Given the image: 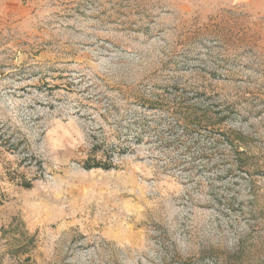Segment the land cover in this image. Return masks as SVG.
Wrapping results in <instances>:
<instances>
[{
    "label": "rangeland",
    "instance_id": "374dc122",
    "mask_svg": "<svg viewBox=\"0 0 264 264\" xmlns=\"http://www.w3.org/2000/svg\"><path fill=\"white\" fill-rule=\"evenodd\" d=\"M240 258L264 264V0H0V264Z\"/></svg>",
    "mask_w": 264,
    "mask_h": 264
},
{
    "label": "trees",
    "instance_id": "16d2710c",
    "mask_svg": "<svg viewBox=\"0 0 264 264\" xmlns=\"http://www.w3.org/2000/svg\"><path fill=\"white\" fill-rule=\"evenodd\" d=\"M84 167L86 169H92V168H103V169H110L112 167L111 163H109L108 161H101V160H96V159H92L89 158L85 164ZM238 264H245L243 259H237Z\"/></svg>",
    "mask_w": 264,
    "mask_h": 264
}]
</instances>
